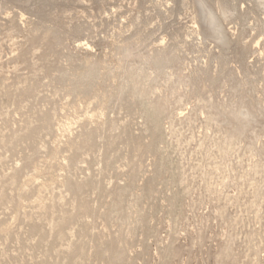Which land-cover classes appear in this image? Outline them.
<instances>
[{
    "label": "rangeland",
    "instance_id": "1",
    "mask_svg": "<svg viewBox=\"0 0 264 264\" xmlns=\"http://www.w3.org/2000/svg\"><path fill=\"white\" fill-rule=\"evenodd\" d=\"M0 264H264V0H0Z\"/></svg>",
    "mask_w": 264,
    "mask_h": 264
}]
</instances>
